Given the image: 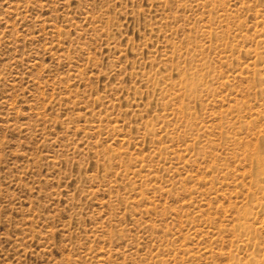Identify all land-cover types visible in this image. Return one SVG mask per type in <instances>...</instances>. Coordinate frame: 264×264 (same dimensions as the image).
I'll return each instance as SVG.
<instances>
[{
  "label": "rangeland",
  "instance_id": "1",
  "mask_svg": "<svg viewBox=\"0 0 264 264\" xmlns=\"http://www.w3.org/2000/svg\"><path fill=\"white\" fill-rule=\"evenodd\" d=\"M258 161L264 0H0V264H264Z\"/></svg>",
  "mask_w": 264,
  "mask_h": 264
},
{
  "label": "bare ground",
  "instance_id": "2",
  "mask_svg": "<svg viewBox=\"0 0 264 264\" xmlns=\"http://www.w3.org/2000/svg\"><path fill=\"white\" fill-rule=\"evenodd\" d=\"M258 155V154H257ZM258 159L260 160V156H258ZM263 160V158L261 159ZM255 162V161H254ZM257 173H260L262 175H264V161H258V165H257Z\"/></svg>",
  "mask_w": 264,
  "mask_h": 264
}]
</instances>
